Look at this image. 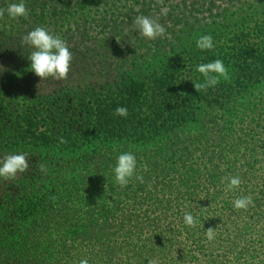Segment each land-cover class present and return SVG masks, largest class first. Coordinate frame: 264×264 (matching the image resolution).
<instances>
[{
  "label": "trees",
  "instance_id": "1",
  "mask_svg": "<svg viewBox=\"0 0 264 264\" xmlns=\"http://www.w3.org/2000/svg\"><path fill=\"white\" fill-rule=\"evenodd\" d=\"M59 1L61 6L56 5ZM94 1L107 0L80 4L87 8ZM199 1H181L173 20L184 29L183 36L168 45L164 36L141 47L132 45L133 50L119 63L122 66L109 65L108 77L102 81L59 83V89L48 94L34 93L30 87L20 99L13 76L0 74V159L26 153L30 165L14 180L0 178V264H79L81 259L88 264L116 260L142 264L166 258L171 246L167 237L152 236L147 248L158 250L154 255L139 247L133 250L125 229L100 228L97 209L90 202L72 201L73 185L87 182L98 189L105 180L113 185L122 153L136 156L137 173L143 177L138 182L146 189L157 188L167 175L181 174L193 158L200 160L199 165H214L210 178L215 183L229 170L238 175L240 165L254 168L259 164L264 157V0H243L240 6L237 0L232 8L221 11H214V2H208L212 20L192 22L188 17L205 6H198ZM65 4L64 0L50 6L44 2L32 12L41 11V25L49 30L47 19H54L58 26L50 31L61 35L72 24V8ZM10 29L11 33L14 29ZM201 35L213 37L212 50L197 48ZM79 36L78 42L86 48L95 45L84 33ZM98 41L101 47L107 44L105 38ZM149 43L152 46L144 51ZM216 59L224 62L230 80L221 77L215 87L198 93L194 83L204 78L197 66ZM117 107H126L127 117L115 115ZM60 138L66 143H60ZM41 158L52 161V171L59 178L51 172H37ZM56 179L67 187L62 196L57 193ZM85 207L86 219L78 221L77 212ZM262 208V200H257L251 210L256 213ZM118 234L122 241L112 238ZM240 237L235 234L236 239ZM262 257L258 264H264V253Z\"/></svg>",
  "mask_w": 264,
  "mask_h": 264
},
{
  "label": "rangeland",
  "instance_id": "2",
  "mask_svg": "<svg viewBox=\"0 0 264 264\" xmlns=\"http://www.w3.org/2000/svg\"><path fill=\"white\" fill-rule=\"evenodd\" d=\"M64 1L65 5H70L72 8L69 13H73L71 27L68 26L71 29L68 30L65 27L62 34L58 35L67 43L73 53L71 70L66 79L47 77L42 80L38 77L31 71V61L28 59L33 49L22 43V38L28 33V30L32 31L36 27L43 26L41 25L43 15L41 11L32 12L35 6L44 2L50 6L56 0H24L29 13L27 18L12 19L6 11L5 15L0 18V74L13 76L12 85L13 88H17L18 94L16 95L20 99L27 96L30 87L34 93L48 94L54 89H59L58 87L61 85L59 83L70 86L85 82L92 83L96 79L98 81L106 79L108 77L106 71H109L108 66L116 64L122 66L119 63L133 50L132 45L136 44V47H141V43L146 44L150 41L142 36L133 25L137 16L159 17V22L166 28L167 33L162 38L166 39L165 44L167 45L176 41L178 36H183L182 30L184 29L174 24L173 20L178 14L182 0L94 1L87 8H82L83 4H80L82 0ZM188 1L192 2L193 0ZM212 1L215 4L214 11H221L226 7L232 8L237 0H200L198 6L200 4L205 6L196 16L188 17V20L199 23L212 20L207 10L210 7L208 2ZM18 2L19 0H0V5H3L0 9H6L9 4ZM59 2L61 3V1ZM60 3L56 5L61 6L62 3ZM242 3L243 0H240L237 6ZM161 9H167V14L163 15ZM170 15H173L171 19H169ZM25 20L27 22H21ZM47 21H49V28L52 31L58 26L55 25L54 19H47ZM12 25H17L18 30L14 29ZM10 28L14 29L11 33ZM81 33H84L87 41H93L92 43L95 45H89L86 48L79 43L77 39ZM113 35L115 36L113 37ZM70 38L71 41L68 42ZM101 38L106 39L105 47L100 46L103 43L98 39ZM121 38L124 39L123 42H120ZM150 46H152L150 43L147 44L144 51L149 50ZM139 50L141 51V49ZM10 62L12 65H9ZM113 71L115 72V70ZM263 158L262 156L259 159V164L254 168L240 165L237 174L242 183L238 188L230 191L227 190V182H221L223 177L216 183L210 178V173L214 171L212 170L214 165L211 167L199 165L200 160L196 161L193 158L187 160V170L182 171L181 174L172 173L163 177L158 182L157 188L151 185L146 189L139 184L135 177L125 187L120 186L116 180L111 182L113 185L105 180L98 189H93L85 182L87 185L83 183L84 186L73 185L76 186L73 187L76 195L72 201L74 203L90 202L91 206L97 209L100 228H107L108 231H112L114 227L125 229L129 235L128 243L133 250L134 247H139L146 250L147 254L154 255L158 250L147 248L152 236L167 237L171 245L169 253L166 258H153L158 260V264H247L249 261H252V264H258V260L262 261L264 253V163H261ZM41 163L47 166V174L51 172L53 176L59 178V173L52 171V161L41 158ZM197 166L199 168L196 171ZM88 169H79L78 171L84 173L89 171ZM37 172H40L39 166ZM234 173L235 171L229 170L225 177L234 176ZM138 174L140 175V172ZM56 181L57 193L62 196L67 187L63 186V182H59L57 179ZM186 181L190 182L185 183ZM248 195L252 196L254 203L257 200H262V211L254 213L251 210L252 205L246 210L234 208L233 201L235 199ZM213 198L216 199L215 202H210ZM160 204L163 205L160 206ZM42 208H46V205ZM86 211L87 207L78 211L76 219L85 221ZM232 211L235 212L232 213ZM185 213H190L197 219L198 222L195 226L185 224ZM260 216L262 219L259 218ZM212 225H215L217 231L215 238L208 240L206 230ZM238 233L241 237L236 239L235 234ZM114 237L116 241H122L121 234L114 235L112 238ZM100 250L106 252L104 248ZM149 260L142 264H149ZM112 263L122 264V261L116 260Z\"/></svg>",
  "mask_w": 264,
  "mask_h": 264
},
{
  "label": "clouds",
  "instance_id": "3",
  "mask_svg": "<svg viewBox=\"0 0 264 264\" xmlns=\"http://www.w3.org/2000/svg\"><path fill=\"white\" fill-rule=\"evenodd\" d=\"M5 11L12 19L19 17H28V8L24 0L18 3H11L6 9H0V18L5 15ZM163 15L167 14V9H161ZM133 25L139 30L140 34L150 40H155L166 34V28L159 22V17L152 18L150 16L140 15L135 17ZM22 43L31 46L33 51L28 59L31 61L30 69L42 80L47 77L55 79H66L73 61V53L70 51L67 43L58 35L46 27H36L29 31L22 38ZM198 49L212 50L215 47L214 39L211 35H201L197 41ZM203 76V82L194 83L196 91L215 87L222 77L225 81L230 80L229 70L224 62L216 59L211 62L201 63L196 69ZM115 115L127 117L128 110L126 107H117ZM60 143H66L60 138ZM29 158L26 153L9 154L0 159V178L5 180H14L19 174L26 172L29 168ZM39 171L47 173V166L43 163L39 164ZM116 182L125 187L134 177L143 182V177L137 173V159L132 152H125L119 155L116 167L114 168ZM227 182V190L238 188L242 180L239 175L223 177L221 182ZM250 205L254 206L251 195L241 196L233 201L235 209H247ZM184 222L188 226H195L198 222L190 213H185ZM217 228H209L206 230L208 240L215 238ZM79 264H88L87 259H81ZM149 264H158L157 259H150Z\"/></svg>",
  "mask_w": 264,
  "mask_h": 264
}]
</instances>
